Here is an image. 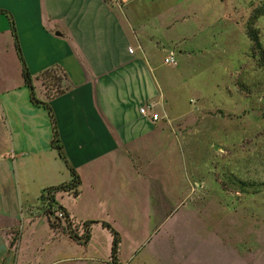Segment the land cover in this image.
<instances>
[{
    "label": "crops",
    "instance_id": "0c3cea01",
    "mask_svg": "<svg viewBox=\"0 0 264 264\" xmlns=\"http://www.w3.org/2000/svg\"><path fill=\"white\" fill-rule=\"evenodd\" d=\"M0 9L13 17L33 76L56 64L65 70L69 88L59 95L47 97L34 81L80 178L77 195L52 191L54 205L66 211L78 235V220L98 221L81 243L45 214L42 193L71 175L52 146L49 114L30 100L9 18L0 13V264H52L62 257L110 264L112 235L101 222L117 231L120 224L142 227L141 219L132 225L126 217L150 211L155 223L169 211L172 196L196 181L183 171L181 153L193 144L191 124L203 116L183 105L179 76L182 63L203 64L202 41L188 43L189 30L176 27L172 16L182 9L169 4L150 9L135 0H0ZM170 51L177 61L172 67L164 62ZM121 250L118 263L125 264Z\"/></svg>",
    "mask_w": 264,
    "mask_h": 264
},
{
    "label": "rangeland",
    "instance_id": "374dc122",
    "mask_svg": "<svg viewBox=\"0 0 264 264\" xmlns=\"http://www.w3.org/2000/svg\"><path fill=\"white\" fill-rule=\"evenodd\" d=\"M135 3L150 9L179 6L182 10L172 12L175 26L189 30L188 43L201 39L203 64L182 63L179 79L183 105L203 119L191 124L193 144L181 153L183 171L198 178L187 193L172 196L169 211L155 223L152 212L141 211L126 217L132 225L142 220V227H132L134 233L122 224L114 228L121 262L264 264V13L253 19L264 0ZM248 28L257 31L260 49L252 47ZM42 87L52 92L47 81ZM85 221L78 220L81 232ZM56 260L52 264L90 263Z\"/></svg>",
    "mask_w": 264,
    "mask_h": 264
},
{
    "label": "trees",
    "instance_id": "16d2710c",
    "mask_svg": "<svg viewBox=\"0 0 264 264\" xmlns=\"http://www.w3.org/2000/svg\"><path fill=\"white\" fill-rule=\"evenodd\" d=\"M0 13H5L9 18L10 31L13 36L14 46H15L18 58L20 60V63H21L22 76L29 90L30 100L33 104L45 108V110L49 114L51 124H52V131H53V136H52V141H51L52 146L57 150L58 155L66 164L69 170V173L71 175V179L69 181L61 183L55 187H49L45 189L48 195L47 198L49 199V205L46 207L44 211L47 217L49 218V220L51 221V225H56V223L57 224L60 223V219L54 215V212L52 209L54 203H56L54 199V195H52L53 193L52 191H56V190L71 191L73 195H77L78 193L77 188H78V185L80 184V178L77 172L75 171V169L72 167V165L69 163L68 159L65 156L64 149L60 142L59 134L57 131L55 116L53 114V111L50 105L48 104L47 101L40 100L36 96L34 81L38 80L41 82V84H44L46 81L49 83L52 92H48V93L46 92V94H47V97L50 98L52 96H56V95H59L65 92L69 88L68 84H66L67 75L65 73V70L60 65L56 64V65H52L50 67L43 69L38 74L33 76L30 73L22 57L19 42L17 39L16 27H15V23H14L12 15L4 9H0ZM263 13H264V3L262 7L256 9L255 14L253 15V19H256L259 15ZM247 32L252 39V42H253L252 47L260 49L261 43L259 41L257 31L255 29L248 28ZM57 208L61 209L65 214V227L68 230V233L70 234V236L81 243H87L90 238V224L96 223L97 221H94V220L85 221L83 225V232L81 235H78L75 232V229L72 228V222L68 218V214L66 213V211L61 206H57ZM101 225L107 228L112 235L111 253H110L111 262L112 264H119L118 263V250H119L120 236L118 232L108 222L103 221L101 222Z\"/></svg>",
    "mask_w": 264,
    "mask_h": 264
},
{
    "label": "built area",
    "instance_id": "2783aa9c",
    "mask_svg": "<svg viewBox=\"0 0 264 264\" xmlns=\"http://www.w3.org/2000/svg\"><path fill=\"white\" fill-rule=\"evenodd\" d=\"M128 50L132 51L131 48H129ZM164 62L165 63H169V64H176L177 61H176V58H175L174 53L172 51H170L168 56H166L164 58ZM145 111L146 110H145L144 107L140 108V112L141 113H145ZM157 118H158L157 116H153V120H157ZM47 196L48 195H47L46 191H44L42 193V196H41V198L45 201L44 202L45 207H47L49 205V199L47 198ZM52 209H56V211H55L56 217H58L59 219L63 218L65 220V214H64V212L61 209L57 208L56 205H53Z\"/></svg>",
    "mask_w": 264,
    "mask_h": 264
}]
</instances>
